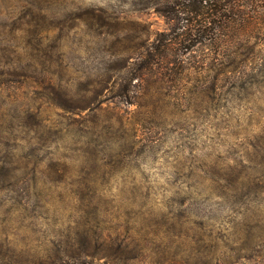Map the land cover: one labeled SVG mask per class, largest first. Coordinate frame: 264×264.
Here are the masks:
<instances>
[{
    "label": "rangeland",
    "instance_id": "1",
    "mask_svg": "<svg viewBox=\"0 0 264 264\" xmlns=\"http://www.w3.org/2000/svg\"><path fill=\"white\" fill-rule=\"evenodd\" d=\"M150 2L0 0V264H53L84 237L94 264H264V30L239 78L125 94L166 27Z\"/></svg>",
    "mask_w": 264,
    "mask_h": 264
},
{
    "label": "trees",
    "instance_id": "2",
    "mask_svg": "<svg viewBox=\"0 0 264 264\" xmlns=\"http://www.w3.org/2000/svg\"><path fill=\"white\" fill-rule=\"evenodd\" d=\"M149 1V6L165 19L166 27L157 30L132 61L122 93L129 94L128 85L134 77L163 80L192 71L241 76L243 63L254 52L253 46L257 42L248 43L257 37L256 31L264 30V0ZM27 61L24 60L22 68L34 71L33 64ZM43 81L51 79L44 78ZM213 84L215 87L216 82ZM126 102L133 103V100L130 98ZM11 163L9 160L8 165ZM203 174L225 180L222 186L230 185L225 176L215 169ZM95 253L90 250V240L84 237L79 251L64 249L53 264H94L88 257ZM211 258V252L200 250L192 263L208 264ZM189 262L187 264H191Z\"/></svg>",
    "mask_w": 264,
    "mask_h": 264
}]
</instances>
